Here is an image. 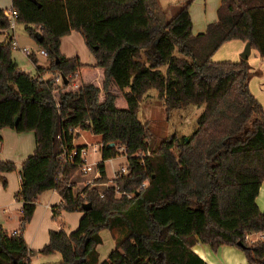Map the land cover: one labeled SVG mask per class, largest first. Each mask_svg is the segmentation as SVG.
I'll list each match as a JSON object with an SVG mask.
<instances>
[{
    "label": "trees",
    "instance_id": "1",
    "mask_svg": "<svg viewBox=\"0 0 264 264\" xmlns=\"http://www.w3.org/2000/svg\"><path fill=\"white\" fill-rule=\"evenodd\" d=\"M192 2L178 1L167 19L158 0H11L28 36L42 35L35 41L48 66L24 72L12 58L11 42L0 43V128L35 135L16 194L20 227L17 234L0 228V264H30L35 252L21 231L37 197L49 190L60 197L52 208L59 225L61 212L82 213L74 231L61 226L49 232L37 253L58 252L61 260L50 264H207L192 249L197 243L212 251L236 247L248 262L264 260V237L247 238L264 233V211L255 202L264 181V109L249 91L247 60H212L232 40L249 42L264 59V0H220L216 21L196 35ZM8 26L0 9V30ZM72 31L95 64L61 53V38ZM30 60L36 65L34 56ZM152 89L168 115L203 106L190 136L150 145L152 132L138 112ZM78 130L100 136L103 146L100 176L74 192L71 178L80 158L65 160L86 148L73 145ZM120 146L128 172L108 179L104 161L119 156ZM14 169L0 161V175ZM100 184L109 185L99 191ZM84 204L90 209L84 211ZM117 228L124 233L99 262V232Z\"/></svg>",
    "mask_w": 264,
    "mask_h": 264
},
{
    "label": "crops",
    "instance_id": "2",
    "mask_svg": "<svg viewBox=\"0 0 264 264\" xmlns=\"http://www.w3.org/2000/svg\"><path fill=\"white\" fill-rule=\"evenodd\" d=\"M0 9L5 10L6 15H9L8 13L11 9V0H7L6 3H0ZM216 19H217V13H216ZM191 20L192 23L194 24L192 17ZM209 22L211 21L205 20L201 26L202 27L203 25L207 26ZM199 30L200 31H197V33H200L205 29L202 28ZM0 34H2L3 36L0 39V43H6L9 40H12L16 43L17 46L14 49L19 50V48L21 47H27L30 48L31 50L33 48L39 49V46L34 39L30 40L29 38H25L22 35L21 36L17 35L16 30H14L13 36L11 35L12 32L8 29L0 30ZM73 35H78L80 37L78 39L80 40L82 46L81 51L78 52L72 49L67 51L69 53H64L63 40L64 38L67 37H69L70 39V37H72ZM228 43L233 44V46L231 51L225 54V56L228 57H226V59H223V61L228 60V58H232L229 60L236 61L238 55H240V53L242 52L243 45L245 46V43L241 41L238 42L236 40H233L230 42H226L224 44L226 45ZM60 51L66 58L78 56L80 62L83 64H95L94 56L89 52L87 48H85L81 35L76 31H72L69 35H66L61 38ZM12 58H14L13 55ZM16 60L17 59L14 58L15 63L19 66ZM35 61H36V65H34L31 62L34 69L36 68V66H40V67L48 66V60L46 57L36 56ZM80 139H82V141H78ZM100 142H101L100 136L92 135L88 131L78 130L77 136L73 140V145L75 147L84 146V145L87 146L88 157L92 156L93 158L92 161H90V163H97L101 160V154L100 152H93L92 148ZM34 149H35V135L33 131L18 133L10 128H0V161H8L15 165V169L13 171L3 173L0 175V228L10 233L19 230L20 227L22 203L16 198V194L19 191L21 185V174H20L21 165L22 162L33 153ZM122 159H123L122 156L121 157L118 156L116 158L104 161L105 173L108 179H112L113 172L112 173L108 172L107 163L116 161V163L111 166L113 169V167L119 165L122 162ZM90 175H92L93 180L96 179L94 177V173ZM90 177L91 176L89 175L83 176L77 173L71 179V182H73L76 186V188L74 187V192H80L83 190V188L86 185L92 184ZM4 182L5 185H3ZM108 185L109 184H100V185H95V187L99 191H103L108 187ZM60 202H61L60 197L55 190L46 191L37 197L33 215L30 221L24 226V228L21 231V234L28 248L35 252L32 256H30V264L58 263L61 260V256L58 252H54L50 254H38L37 252H39L48 243L49 232L51 230L54 231L59 230L61 226L63 230L65 229V222H64L65 219L69 220L71 218L73 220V225H72L73 227H71L69 231H67V233L74 231L78 226L77 224L79 223V220L82 217L81 212H77V214H75L76 216H68L66 215L67 214L66 212H61L58 219L60 225L53 220L52 208L60 204ZM255 202L258 208L260 209V211H264V181L261 183L259 187L258 195L256 197ZM102 231L99 232L100 237ZM106 231H108L105 232L106 235L112 238V242L114 243L113 246L115 247V239L113 238L112 233L109 230ZM114 247H111V250ZM192 249L207 264L229 263L228 259H223L222 257H215L213 251L207 245L197 243L196 245L193 246ZM221 249H225V248H221ZM110 251L108 252V254L110 253ZM97 252H98V247H97ZM108 254L106 255L104 254L102 255V257H100L98 252L99 262L104 261ZM243 255L244 254L237 252V259L239 264L242 263L244 264L247 262L245 255L244 256Z\"/></svg>",
    "mask_w": 264,
    "mask_h": 264
},
{
    "label": "rangeland",
    "instance_id": "3",
    "mask_svg": "<svg viewBox=\"0 0 264 264\" xmlns=\"http://www.w3.org/2000/svg\"><path fill=\"white\" fill-rule=\"evenodd\" d=\"M180 0H158L159 5L161 6L164 16L167 19L172 18L175 13L178 11L179 7L177 5V2ZM7 0H0V3H6ZM220 0H193V2L189 6V14L190 17H192L194 24L192 23V33L198 34L197 31H200L199 29H205L206 25L201 26L204 21L208 20L211 21L208 24L216 21V13L217 8L219 6ZM207 24V25H208ZM16 34L22 35L25 38H29L30 40H33L31 37L28 36V34L25 32L24 25L20 23H16ZM204 30V31H205ZM202 31V32H204ZM200 32V33H202ZM2 34H0V39L2 38ZM80 38L78 35H73L72 37L64 38L63 40V50L64 53L68 50H76L81 51V43ZM11 42V40H9ZM233 41V40H232ZM240 41V40H236ZM230 42V41H229ZM85 46V45H84ZM233 44H224L214 53L212 60L213 61H223V59H226L225 56L226 53H229L232 49ZM86 48V47H85ZM244 48V45H243ZM35 51L36 48H33ZM32 49V50H33ZM12 55L14 58H16L17 63L19 64V67L21 70L27 73L34 74L35 69L30 61L31 56L24 55L21 51L17 49H13ZM230 57V56H229ZM13 58V60H14ZM232 58H228V60L225 61H233L229 60ZM240 57L238 55L236 61H239ZM251 66L250 75L248 77V88L251 94L255 97V99L260 103L262 108L264 109V59H261L256 51L252 50L251 54L247 60ZM49 75H45V78H48ZM203 106H195V105H188L184 108H180L178 110L172 111L169 115L166 114L164 110V106L162 104V101L157 95V91L155 89L150 90L141 100L138 117L141 122L148 123V126L152 132V139L150 141V145L152 147H156L158 142L163 139L167 138L169 136H177L179 138L185 136L188 137L192 134L196 127V119L199 116V114L202 112ZM82 141V139L78 140ZM98 156V154H97ZM89 161H92V156L88 157ZM122 159V162L113 167L116 163L110 162L107 163L108 172L112 173L114 176L117 172V170L125 163V160ZM75 173L72 178L76 175ZM84 176V175H83ZM90 180L93 182L92 175H89ZM71 178V179H72ZM89 185V184H88ZM76 188V186H75ZM68 216H76L77 212H66ZM65 232L69 231L71 227H73V220L70 218L65 219ZM78 225V224H77ZM75 229V228H74ZM105 232H108L106 230H103L101 233L102 243L98 246V252L100 257L102 255L108 254V252L111 250V247L113 246L112 238L108 237ZM124 233V230H118L115 229L112 232L113 238L116 240L121 237V235ZM260 233V232H259ZM248 240L250 242H254L257 240H260V236L258 233H252L249 234ZM225 248V249H221ZM224 250V253H223ZM236 250V251H234ZM222 252V253H221ZM237 252H240L241 254H244L240 249L236 247L231 246H221L216 251H213L215 257H222L223 259H228V264H239L237 259ZM244 256V255H243ZM243 264V263H242Z\"/></svg>",
    "mask_w": 264,
    "mask_h": 264
},
{
    "label": "built area",
    "instance_id": "4",
    "mask_svg": "<svg viewBox=\"0 0 264 264\" xmlns=\"http://www.w3.org/2000/svg\"><path fill=\"white\" fill-rule=\"evenodd\" d=\"M9 15H7V17L9 18V26H8V30H10L12 32V36L14 34V30H15V27H16V17H17V13L15 10L13 9H10ZM14 39V37H13ZM11 44L14 48H16V43L14 41L11 40ZM19 48V47H18ZM19 50L26 56H32L34 55L35 57L36 56H42V57H46L47 54L45 52V50L39 48L37 49L36 51L35 50H31L30 48H27V47H21L19 48ZM58 80H61V78L58 76ZM77 132V131H76ZM102 144L98 143L96 144L93 148H92V151L93 152H100L101 149H102ZM118 154L119 156L123 157V159H125V163H126V160H127V157L126 155H124V152H125V148L123 146H120L118 149ZM78 155V157L80 158V162H79V165H78V168H77V173L81 174V175H84V176H88L90 174H93L94 173V177L95 178H98L100 175H99V170L97 168L98 166V163H90L89 159H88V149H87V146L86 148H83L80 150L79 153H77L75 150H72L70 151L68 154H67V158L65 160V163L66 162H73L75 160V157ZM118 157V156H117ZM127 164V163H126ZM124 164L122 165L118 170L117 172L121 173V174H127L128 172V169H127V165ZM116 172V173H117ZM116 175V174H115ZM115 175L112 177L114 178ZM145 184H143L144 186ZM120 192L116 189L115 191V195L118 197L120 196ZM127 197H130V195H127ZM18 231H14L12 232V234H17ZM259 236H260V239H262L264 237V233L263 232H260L258 233ZM249 236H247L248 238ZM244 264H264V260L262 261H253V262H246Z\"/></svg>",
    "mask_w": 264,
    "mask_h": 264
},
{
    "label": "water",
    "instance_id": "5",
    "mask_svg": "<svg viewBox=\"0 0 264 264\" xmlns=\"http://www.w3.org/2000/svg\"><path fill=\"white\" fill-rule=\"evenodd\" d=\"M35 40L37 41V42H41L42 41V35L40 34V33H36L35 34ZM250 53H251V46H250V43L249 42H246L245 43V46H244V48H243V50H242V52L240 53V55H239V57H240V59L241 60H244V61H246V60H248V58H249V56H250ZM59 77L62 79V80H64L65 79V77L63 76V75H59ZM18 121V117H16L15 118V123ZM108 146H114V143H110ZM90 209V204H84L83 205V210L84 211H87V210H89ZM239 246H240V244H239Z\"/></svg>",
    "mask_w": 264,
    "mask_h": 264
}]
</instances>
